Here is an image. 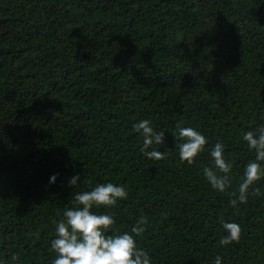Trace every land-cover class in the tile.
<instances>
[{"label":"trees","instance_id":"obj_1","mask_svg":"<svg viewBox=\"0 0 264 264\" xmlns=\"http://www.w3.org/2000/svg\"><path fill=\"white\" fill-rule=\"evenodd\" d=\"M144 118L166 130L161 160L139 150ZM178 121L208 137L191 165L174 149ZM260 123L264 0H0V259L51 264L58 213L110 181L127 199L93 211L117 232L146 218L136 241L152 264H264V176L229 204L254 158L242 132ZM217 140L233 163L224 193L201 175ZM218 217L240 225L238 242L218 244Z\"/></svg>","mask_w":264,"mask_h":264},{"label":"clouds","instance_id":"obj_2","mask_svg":"<svg viewBox=\"0 0 264 264\" xmlns=\"http://www.w3.org/2000/svg\"><path fill=\"white\" fill-rule=\"evenodd\" d=\"M178 121L173 129L175 150L180 162L191 165L196 158L206 150L208 137L193 127L183 126ZM133 130L142 137L140 152L148 160H161L165 151H160L155 145L165 144V131L156 130L149 119H140L132 124ZM242 141L254 158L244 164L239 183L234 192L230 193L229 204L237 207L247 201L252 193H259L260 188L255 182L264 176V123L242 132ZM150 149V150H149ZM209 164L202 167L201 175L211 190L218 193L226 192L230 186V175L233 163L225 158V145L217 140L208 148ZM57 174L49 177V183H55ZM81 182L80 174L75 173L68 181L69 187H75ZM251 188V192H250ZM128 197L126 188L112 182L97 183L90 190L76 192L74 207L66 208L55 222L54 238L50 240V248L55 253L51 264H152L148 251L137 246L136 238L145 231L146 218H140L130 231L117 232L113 215L97 213L93 209L101 207L108 209L116 206L118 201ZM223 230L218 244L231 245L238 242L241 227L235 221H227L218 217ZM18 260L14 253L11 261ZM0 264H5L0 259ZM213 264H222V257L217 255Z\"/></svg>","mask_w":264,"mask_h":264}]
</instances>
